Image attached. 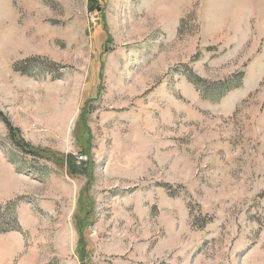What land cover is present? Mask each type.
Here are the masks:
<instances>
[{
    "label": "rangeland",
    "instance_id": "1",
    "mask_svg": "<svg viewBox=\"0 0 264 264\" xmlns=\"http://www.w3.org/2000/svg\"><path fill=\"white\" fill-rule=\"evenodd\" d=\"M0 264H264V0H0Z\"/></svg>",
    "mask_w": 264,
    "mask_h": 264
},
{
    "label": "trees",
    "instance_id": "2",
    "mask_svg": "<svg viewBox=\"0 0 264 264\" xmlns=\"http://www.w3.org/2000/svg\"><path fill=\"white\" fill-rule=\"evenodd\" d=\"M5 123H6V125L9 127V129H11L10 124H9L8 122H5ZM12 131H13V130H12ZM12 133H13V132H12ZM15 134H16V133H15ZM13 138H14V143H15L16 146L21 147L22 150H24V151L27 152V153L33 154L34 156H37V155H38V153H39L38 150H35V149H33L32 147L29 148L30 146H29L25 141L21 140L20 138L18 139V138L16 137V135H13ZM13 138H12V139H13ZM40 154H41V153H40ZM40 154H39L37 157H41V158H43V157L45 156V154H41V155H43V156H41ZM45 157H46V156H45ZM65 161H66L67 166H68V168L70 169L72 175H78V174L80 173L81 170L78 169V165H77L76 162H75V158L69 156ZM83 227H84V225H83Z\"/></svg>",
    "mask_w": 264,
    "mask_h": 264
},
{
    "label": "built area",
    "instance_id": "3",
    "mask_svg": "<svg viewBox=\"0 0 264 264\" xmlns=\"http://www.w3.org/2000/svg\"><path fill=\"white\" fill-rule=\"evenodd\" d=\"M76 163L81 164L87 161V157L84 154L76 155Z\"/></svg>",
    "mask_w": 264,
    "mask_h": 264
},
{
    "label": "crops",
    "instance_id": "4",
    "mask_svg": "<svg viewBox=\"0 0 264 264\" xmlns=\"http://www.w3.org/2000/svg\"><path fill=\"white\" fill-rule=\"evenodd\" d=\"M77 164V163H76Z\"/></svg>",
    "mask_w": 264,
    "mask_h": 264
}]
</instances>
